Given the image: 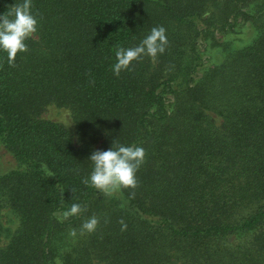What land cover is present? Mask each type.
<instances>
[{
    "label": "trees",
    "instance_id": "16d2710c",
    "mask_svg": "<svg viewBox=\"0 0 264 264\" xmlns=\"http://www.w3.org/2000/svg\"><path fill=\"white\" fill-rule=\"evenodd\" d=\"M15 3L0 0V15ZM31 11L28 51L10 66L0 50V264H264V0H32ZM157 26L165 51L116 76V49ZM48 103L69 109L74 139L40 117ZM113 143L146 155L137 187L109 197L82 181ZM73 203L87 211L61 222Z\"/></svg>",
    "mask_w": 264,
    "mask_h": 264
},
{
    "label": "clouds",
    "instance_id": "9594fccd",
    "mask_svg": "<svg viewBox=\"0 0 264 264\" xmlns=\"http://www.w3.org/2000/svg\"><path fill=\"white\" fill-rule=\"evenodd\" d=\"M32 0H22V3L11 5L0 15V50L7 53L10 66H14L17 54L28 51L25 41L37 31V19L31 11ZM168 44L166 29L163 26L153 27L139 45L135 47H118L115 51L116 63L113 72L119 76L122 70H127L133 61L147 55L153 60L162 54ZM145 149L141 146L113 143L106 150H95L89 157L93 168L89 178L82 182L97 189L104 196L111 197L124 188H136L138 181L136 173L145 159ZM63 198V197H62ZM87 211L78 203L71 204L67 210H60L54 215L62 222L72 216H80ZM99 224L95 215L87 218L81 225V235L94 232ZM122 230L126 227L121 221ZM69 234L77 235L76 229Z\"/></svg>",
    "mask_w": 264,
    "mask_h": 264
},
{
    "label": "rangeland",
    "instance_id": "374dc122",
    "mask_svg": "<svg viewBox=\"0 0 264 264\" xmlns=\"http://www.w3.org/2000/svg\"><path fill=\"white\" fill-rule=\"evenodd\" d=\"M242 35V33L240 34ZM245 38V37H244ZM40 117L50 119L54 122H57L67 129L72 134L73 139L76 137L75 134V123L71 118L70 111L67 107L61 105H55L53 103H48L45 105L43 110L40 113ZM3 152H0V170L9 166V160L6 155H3ZM1 220L3 225H9V228L15 225V218L13 219L11 213L8 212V209L2 211ZM5 240H0V243H3Z\"/></svg>",
    "mask_w": 264,
    "mask_h": 264
}]
</instances>
